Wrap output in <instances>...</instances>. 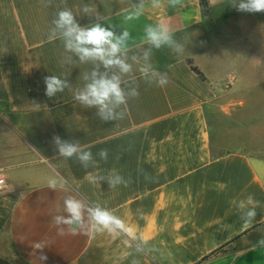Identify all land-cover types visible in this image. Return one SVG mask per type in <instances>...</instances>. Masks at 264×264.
Instances as JSON below:
<instances>
[{"label":"crops","instance_id":"1","mask_svg":"<svg viewBox=\"0 0 264 264\" xmlns=\"http://www.w3.org/2000/svg\"><path fill=\"white\" fill-rule=\"evenodd\" d=\"M207 1V16L199 0H183L177 8L164 0L160 9L149 7L138 20L125 22L139 0H52L50 6L43 0H0V179L10 187L0 192V234L13 256L0 251V264H264V247H257L264 239V150L247 143L228 149L216 120V106L231 100L234 74L247 66V55L251 68L261 63L264 12L237 11L231 0ZM84 4L106 25L117 26V33L120 27L130 31V57L148 47L145 25L160 19L185 45L182 54L153 49L151 63L170 82L149 85L135 72L140 95L129 100L123 121L102 122L71 90L45 95V76L66 74L74 88L82 87L80 73L91 68L65 64L62 41L47 38L64 7L81 26L94 23L82 14ZM234 102L241 111L243 100ZM54 136L78 140L98 166L85 169L75 158L59 157ZM101 149L109 150L107 162L96 155ZM112 170L131 183L111 188L88 180L89 174ZM54 172L67 181L65 189L48 188ZM67 195L108 207L128 231L58 235L52 217L63 214ZM248 195L260 207L255 222L244 227L236 206ZM138 241L146 242V251H136ZM35 242L47 246L34 249ZM40 255L47 260L39 261Z\"/></svg>","mask_w":264,"mask_h":264},{"label":"clouds","instance_id":"2","mask_svg":"<svg viewBox=\"0 0 264 264\" xmlns=\"http://www.w3.org/2000/svg\"><path fill=\"white\" fill-rule=\"evenodd\" d=\"M43 2L45 6H50L52 0ZM64 3L66 4L67 0H64ZM182 3L183 0H167V5L171 8L182 6ZM230 4L240 12H264V0H231ZM163 6L164 0H139L123 19L125 22L138 20L147 8L160 9ZM81 12L83 15L94 17L95 22L81 26L76 14L70 8L64 7L56 12L47 38L49 41H62L65 64H87L91 65V68L80 73L82 87L74 88L66 74L45 76V95L53 98L65 89L71 90L73 98L83 107L95 109V115L102 122L123 121L128 114L129 100L140 95L135 72H139L144 82L149 85L163 88L170 82L167 72L159 71L151 63L153 49L168 48L174 53L182 54L185 52V45L176 39L175 30L168 21L160 19L155 24L145 25L143 42L148 47L143 49L139 57H130L129 42L132 35L127 28L120 27L122 31L117 33V26L103 23L105 18L95 13L90 4H84ZM137 64L139 66L134 68ZM52 140L59 157L75 158L85 169L98 166L93 153L84 149L78 140H62L59 136H54ZM96 155L100 160L107 162L109 150L101 149ZM88 180L93 184L106 182L111 188L120 185L127 187L131 183V177L125 178L115 170L107 176L89 174ZM66 184L67 181L58 172H54L47 180L48 188L54 191L65 189ZM9 190L10 187L7 188V191ZM259 207L260 202L252 195L237 204L236 210L244 227L255 222ZM140 214L142 215V212ZM52 222L57 226V234L60 236L77 232L96 235L124 234L128 231L125 221L111 209L76 195H67L64 198L63 214L53 216ZM45 246L46 242H35L33 245L34 249H43ZM257 247H264V239L258 242ZM146 250V242L138 241L136 251L141 253ZM38 259L46 261L47 256L40 255ZM132 264H139V261L133 260Z\"/></svg>","mask_w":264,"mask_h":264},{"label":"rangeland","instance_id":"3","mask_svg":"<svg viewBox=\"0 0 264 264\" xmlns=\"http://www.w3.org/2000/svg\"><path fill=\"white\" fill-rule=\"evenodd\" d=\"M247 57V66L234 74L236 81L229 94L231 100L216 106V120L221 135L219 138L228 149L247 143L252 146V150H264V52L261 57L257 56L261 63H258L256 69L251 68L249 55ZM237 99L244 102L241 111L240 105L234 102ZM210 128L215 134L216 124L212 118ZM240 129L243 133H240ZM6 239L1 233L0 251L12 256Z\"/></svg>","mask_w":264,"mask_h":264},{"label":"trees","instance_id":"4","mask_svg":"<svg viewBox=\"0 0 264 264\" xmlns=\"http://www.w3.org/2000/svg\"><path fill=\"white\" fill-rule=\"evenodd\" d=\"M199 6H200V12L202 15L207 16L210 12V7L208 5V1L207 0H199ZM186 63L189 66V68L191 69V71H193L196 75H198V77L201 80H204V77L202 75V73L200 72V70L194 66L192 64V61L189 59H186ZM220 250L218 249L217 252H219ZM207 258V257H206ZM204 258V260L206 259Z\"/></svg>","mask_w":264,"mask_h":264},{"label":"built area","instance_id":"5","mask_svg":"<svg viewBox=\"0 0 264 264\" xmlns=\"http://www.w3.org/2000/svg\"><path fill=\"white\" fill-rule=\"evenodd\" d=\"M0 181H2L3 183H0V192L4 191L8 188V185L6 182L3 181V179H0Z\"/></svg>","mask_w":264,"mask_h":264}]
</instances>
